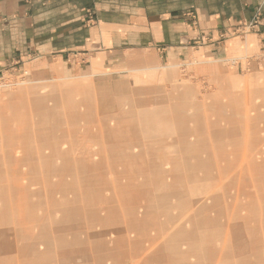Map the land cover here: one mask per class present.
Masks as SVG:
<instances>
[{
	"label": "rangeland",
	"instance_id": "obj_1",
	"mask_svg": "<svg viewBox=\"0 0 264 264\" xmlns=\"http://www.w3.org/2000/svg\"><path fill=\"white\" fill-rule=\"evenodd\" d=\"M262 34L259 6L219 66L196 38L189 59L2 67L0 264H264Z\"/></svg>",
	"mask_w": 264,
	"mask_h": 264
},
{
	"label": "crops",
	"instance_id": "obj_2",
	"mask_svg": "<svg viewBox=\"0 0 264 264\" xmlns=\"http://www.w3.org/2000/svg\"><path fill=\"white\" fill-rule=\"evenodd\" d=\"M259 6L264 0H0V69L35 57L31 63L45 71L80 50L91 51L87 68L94 69H118L113 64L128 65L145 51L189 59L187 44L196 38L205 39L199 62L219 66L228 51L215 39ZM88 7L96 9L95 21L86 19Z\"/></svg>",
	"mask_w": 264,
	"mask_h": 264
}]
</instances>
